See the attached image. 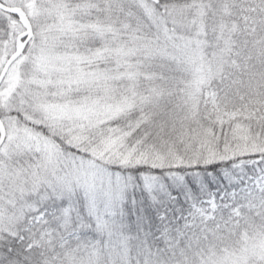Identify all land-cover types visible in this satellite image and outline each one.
I'll list each match as a JSON object with an SVG mask.
<instances>
[{
	"label": "snow or ice",
	"instance_id": "snow-or-ice-1",
	"mask_svg": "<svg viewBox=\"0 0 264 264\" xmlns=\"http://www.w3.org/2000/svg\"><path fill=\"white\" fill-rule=\"evenodd\" d=\"M0 264H264V0H0Z\"/></svg>",
	"mask_w": 264,
	"mask_h": 264
}]
</instances>
